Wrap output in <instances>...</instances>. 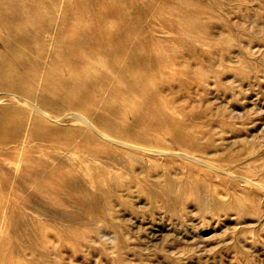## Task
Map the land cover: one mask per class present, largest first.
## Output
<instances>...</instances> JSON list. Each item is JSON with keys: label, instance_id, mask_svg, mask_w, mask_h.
I'll return each instance as SVG.
<instances>
[{"label": "rangeland", "instance_id": "obj_1", "mask_svg": "<svg viewBox=\"0 0 264 264\" xmlns=\"http://www.w3.org/2000/svg\"><path fill=\"white\" fill-rule=\"evenodd\" d=\"M101 1L73 0L72 8L62 0L58 20L73 9L85 18L81 6L99 8ZM119 2L117 11L114 3L107 13L96 11L100 21L129 16L134 37L126 60L138 67L123 73L117 66L106 80L112 64L101 63L90 77L106 80L94 107L67 88L50 87L53 79L71 78L53 70L64 63L53 40L42 52L32 48L39 76L30 85L0 83V264H264V0ZM85 22L76 28L97 25ZM1 23L0 62L20 66L23 37ZM117 85L126 94L113 101L119 116L101 124ZM137 86L157 111L143 121L130 102ZM73 113L111 139H99L103 150L80 149L93 131L65 119ZM37 122L51 128L57 145L29 142L27 129ZM43 126L37 133L47 134ZM32 176L41 188L28 182ZM28 235L33 249H26Z\"/></svg>", "mask_w": 264, "mask_h": 264}, {"label": "bare ground", "instance_id": "obj_2", "mask_svg": "<svg viewBox=\"0 0 264 264\" xmlns=\"http://www.w3.org/2000/svg\"><path fill=\"white\" fill-rule=\"evenodd\" d=\"M109 3L115 4L116 11L123 8L122 4L119 2V0H102L100 5H99V8L98 7L95 8L94 5L92 6L91 4H83V6H81L82 11H84V13L87 14L85 17V18H87V20H85L84 17H81V16L78 17L77 12L74 9H73L74 11L71 9V7L73 8V5H72L73 0L72 1L70 0L71 7H70V5H68V8L66 9V12L67 11L69 12L70 9L72 10V12L70 11V17H67V18L65 17L62 20H58V14H59L60 9H61L62 0H51V1H46V0L45 1L44 0H17L15 2H10V0H0V24H2L1 22H3V24L7 25L8 28H11L13 30V32L15 33L16 36L20 35L21 37H23V39L20 41V43L25 45L26 50L24 51V54L26 56V62H24L20 66L24 69L29 70V74H26L24 72L21 73L20 70L22 68L20 66L15 65L13 63H10L8 61H2V62H0V83H4V84L10 85L12 87H16V86L20 87V86L30 85L32 83V81L35 80L39 76V73L35 67V64L33 61H31V56H29V55H31L32 48L38 47V51L40 50V52H42L44 49V42H46V39H49L50 41L53 40V41H55V44H56V47L58 50L57 52L59 53L58 55L59 56L61 55L63 57V61H64V63H62L61 66L57 65L60 68L57 67L58 69H55L56 67L54 66L53 70H59L60 72H66L70 75L71 78L68 81H62L58 78L53 79L50 83L51 84L50 87L51 88H57V87L67 88V90H71L80 96L79 101L81 102L82 106H84L86 108L94 107L95 103L93 101V95L103 91V89L105 88L106 80H108V79L110 80V78L114 76L115 70H117L116 69L117 66H119V68H121L120 70L123 71V73L128 72V70L132 67H138L137 64L131 65L130 61H129L130 63L127 64V60H126L127 55L125 53H126L128 47L131 44L133 37H134L133 36V30L131 28V20H130L129 16H126L123 14H118V15L111 17L110 19H105V20L100 21V16L98 15L96 10L101 9L100 11L102 13H107V11L110 10ZM95 6H96V4H95ZM7 12H9L11 15H10V17L8 16V18L4 19L3 15ZM39 18H40V21H37V19H39ZM90 20H95L97 22L96 27L90 28L88 30L76 28L79 25L78 24L79 22L83 23L85 21H90ZM20 26H26V27H28V30L23 32V33L22 32L20 33L18 31V27H20ZM110 26H115L116 29L111 30L109 28ZM17 43H19V41H17ZM12 50L16 51L17 48L14 47V48H12ZM137 52H138V49L136 51V54H139ZM103 62H110V64H112L111 67H109L106 70L107 71L106 75L104 74L106 76L105 77L106 80L92 82L90 79L91 75L102 70L103 67L101 68L100 65ZM115 62H116V65H115ZM120 62H122V63H120ZM117 64H119V65H117ZM56 77H58V76H56ZM135 80L136 79H134V81ZM119 88L120 87L118 85L116 87L114 86V89L112 91V98H110V99L108 98L105 100V106L107 108L108 113L111 114V116H109V114L107 112L106 113L104 112L101 115H99V122L101 124L103 123L104 125H109L113 121L114 118L119 116V110L113 101L116 99L120 102H123V100H125V98H126V94L125 93L123 94V92ZM132 90H133L132 91L133 93L130 97L131 106L134 109H136V112L139 114L140 120L141 121L145 120V118L150 116L152 113L154 115H157V111H151L150 107L148 105V102L147 101L145 102V98L143 96V91H141L138 86ZM101 94H103V93H101ZM139 96L140 97L142 96V98H139ZM103 100H104V98H103ZM26 104L28 105L29 103L26 101ZM32 107H34V106H32ZM33 109H36V108H33ZM80 114H82V113H80ZM80 114L73 113V115L70 114L71 116L65 118V119H72L73 121H75L77 123H80L86 127H89L93 131V132L90 131V132L86 133V135L84 137V139H85L84 143L81 144L80 149H83V148L89 149L90 151H92V153L98 152V150H103V149H101L102 147L99 144V142H100L99 139L104 138V139H107L109 141H111V139L108 136L101 134L100 132L98 133L96 131V128L93 126V124L90 121H88L85 117H83L82 116L83 114L82 115H80ZM153 114H152V116H153ZM42 116L46 117L45 113H43ZM43 125L41 122H37L34 126H31V127H29V129H27V133L26 132L25 133H26V137L29 139V142H34L36 140V141L46 143L47 145H52V146L57 145L55 138L51 136V133H50L51 128L47 125H45V126H43ZM42 126H43V128H45L47 130V131H45L47 134L37 133L39 131L38 128H42ZM27 128H28V126H27ZM78 132L81 133V131H78ZM63 133H65V132H63ZM139 138L144 139L143 135H140ZM0 139H1V136H0ZM74 140H75V138H74ZM58 143H59V141H58ZM119 144L122 146L132 147V145L124 143V142H121ZM0 145L2 147V144H0ZM38 146L39 145H37V147ZM132 148H135L138 150H145V149L137 148V147H132ZM30 150H32V149H30ZM40 150H41V148H40ZM33 152L35 153L34 150H33ZM36 152H37V150H36ZM10 162H11V160H10ZM34 162H36V161H34ZM18 163H20V162H18ZM42 163H45V162H43V160H42ZM13 164H14V162H13ZM42 165L40 167H42ZM37 166H39V165H37ZM37 168H39V167H37ZM42 168H44V167H42ZM39 171L42 172V171H45V169L39 170ZM49 172L50 171H48L47 174L45 173L44 175H42L40 177L43 178L45 175H46L45 178L50 177ZM52 172L53 171L51 170V174H53ZM24 175H29V174H28V172H26ZM54 177H56V176H54ZM60 178L62 179V177H60ZM60 178L56 179V180L59 179V182H58L59 185L62 186L65 190H71L72 187L70 184L65 182L66 179H64V177H63L64 180L62 179V181H61ZM40 179H39V177L32 176L28 180V182L34 187H40L41 186V183L39 181ZM25 186H27V185H25ZM62 187H61V189L63 190ZM39 190L41 192H44V191H42L44 189H42V190L39 189ZM46 194L49 195L50 192L48 191V193H46ZM54 194H56V193H54ZM2 196H3V193H2ZM17 197H19V196H17ZM15 199H18V198H15ZM83 199H82V201H83ZM28 200H30V199H28ZM0 201H2V200L0 199ZM21 201H23V199H21ZM80 201H81V199H80ZM82 201L80 202L81 204L84 203ZM1 203H3V202H1ZM89 204L91 207V203H89ZM83 205H85V204H83ZM92 206H93V204H92ZM18 209H20V207L17 208V210ZM85 211H86V209H85ZM13 212H15V211H13ZM87 212L90 213V211H87ZM5 214L6 213H4V215ZM3 218H4V216H3ZM6 218H8V216H6ZM22 218H24V217H22ZM7 220H5V221H7ZM10 224H14V227L18 226V225H16V223L10 222ZM1 227H3V226H1ZM14 227L12 226V228H14ZM37 227H39V226H37ZM39 228H41V227H39ZM1 230H4V229L0 228V231ZM2 233L4 234V232H1V236H3ZM40 233H42V232H40ZM4 237H6V236H4ZM31 238H33V237L28 235L27 243L30 244V248H26V249H31V248L33 249L32 242H34V241H32ZM10 240H11V238H10ZM15 244H16V242H15ZM3 245H5V244H3ZM1 247H3V246L1 245ZM19 250H20V247H19ZM15 251H17V250H15ZM11 255H12V253H11ZM14 256H16V255H14ZM32 257H35V256H32ZM32 260H33V258H32ZM4 262L6 263V261H4ZM12 262H10V263H12ZM15 262H17V261L15 260ZM22 262H24V261H22ZM38 263L39 264H47V262H44L41 260Z\"/></svg>", "mask_w": 264, "mask_h": 264}]
</instances>
